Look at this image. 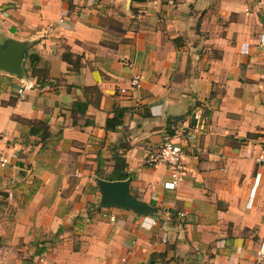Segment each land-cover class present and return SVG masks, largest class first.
<instances>
[{"label": "crops", "instance_id": "crops-1", "mask_svg": "<svg viewBox=\"0 0 264 264\" xmlns=\"http://www.w3.org/2000/svg\"><path fill=\"white\" fill-rule=\"evenodd\" d=\"M261 16L264 0H0V40L47 67L22 95L0 71V264H264ZM167 140L174 187L149 163ZM117 155L155 218L99 205Z\"/></svg>", "mask_w": 264, "mask_h": 264}, {"label": "water", "instance_id": "water-1", "mask_svg": "<svg viewBox=\"0 0 264 264\" xmlns=\"http://www.w3.org/2000/svg\"><path fill=\"white\" fill-rule=\"evenodd\" d=\"M264 24V16H261ZM26 41L6 37L0 40V71L15 76L19 81L26 79L23 59L27 50ZM100 191L99 205L102 208H119L131 211L140 216L155 218L159 208L145 202L130 191L132 177L123 180H108L104 177L95 178Z\"/></svg>", "mask_w": 264, "mask_h": 264}, {"label": "built area", "instance_id": "built-area-1", "mask_svg": "<svg viewBox=\"0 0 264 264\" xmlns=\"http://www.w3.org/2000/svg\"><path fill=\"white\" fill-rule=\"evenodd\" d=\"M261 43L264 44V35L261 37ZM132 85L138 84V78L133 77L131 79ZM35 86V83L32 79L26 78L20 81L19 87H18V93L22 95L27 89H32ZM121 92H125V88L120 89ZM194 118L197 121L195 128L199 126V122L201 119V116L199 113L194 114ZM194 135L190 133L188 135L189 139H192ZM263 147H264V139H263ZM183 151L181 147L170 141H164L159 146L158 150L150 156L149 163L150 164H157V163H166L173 166V170L171 172V181L166 183L167 187H174V185L182 180L185 172L183 165L181 164V157H182ZM8 163V158L4 155H0V166H5ZM259 174H256L255 182H258ZM255 184V183H254ZM112 219H114V216H111ZM256 259L258 261L264 262V238L260 241L258 248L255 252Z\"/></svg>", "mask_w": 264, "mask_h": 264}, {"label": "trees", "instance_id": "trees-1", "mask_svg": "<svg viewBox=\"0 0 264 264\" xmlns=\"http://www.w3.org/2000/svg\"><path fill=\"white\" fill-rule=\"evenodd\" d=\"M24 59L29 60V68H24V73L27 78L32 79L33 77L36 79V83L39 86H42L45 84V79L47 77V67L46 65H40L41 58L34 52H27L24 55ZM78 105V102H77ZM82 112L85 111L84 109H81ZM125 109H114L113 115L111 117H108L105 122V129L114 131L117 129V127L122 122V117L124 115ZM24 123L30 124V133L33 134H40L41 138H44L50 134L48 129V124L46 120H37V121H31V120H23ZM125 160L122 156L117 155L114 162L113 171L108 174L107 179L109 180H123L127 177L131 176L130 173L124 171L125 167ZM99 207V206H98Z\"/></svg>", "mask_w": 264, "mask_h": 264}, {"label": "rangeland", "instance_id": "rangeland-1", "mask_svg": "<svg viewBox=\"0 0 264 264\" xmlns=\"http://www.w3.org/2000/svg\"><path fill=\"white\" fill-rule=\"evenodd\" d=\"M100 201V195H99V200H98V202Z\"/></svg>", "mask_w": 264, "mask_h": 264}]
</instances>
